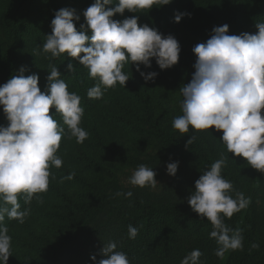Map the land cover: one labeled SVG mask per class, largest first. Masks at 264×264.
<instances>
[{
    "label": "clouds",
    "instance_id": "9594fccd",
    "mask_svg": "<svg viewBox=\"0 0 264 264\" xmlns=\"http://www.w3.org/2000/svg\"><path fill=\"white\" fill-rule=\"evenodd\" d=\"M170 3L171 0H95L83 13L87 28L82 25L80 31L74 23L80 19L75 10L61 9L56 12L51 22L52 34L46 36L42 47L49 59L47 91H41L39 76H25L24 68L0 86V107L9 122L7 127H0V264H8L12 256V237L4 224L5 218L23 224L31 209L22 208L20 201L25 205H31L33 200L43 203L40 194L47 192L50 181L56 179L51 169L63 165L58 154L62 139L75 138L83 144L89 136L81 127L82 98L69 90L51 61L66 54L87 68L89 76L96 81L87 90L89 99H101L107 89L117 84L126 88L129 76L123 69L129 62L136 65V71L146 82L152 81L158 74H145L140 66L151 68L153 59L162 70L175 66L181 53L177 39L172 35L165 37L146 24L140 26L138 16L122 22L113 17L126 11L145 13ZM112 4L116 6L106 10L105 6ZM184 15L178 13L176 22ZM256 27V34L240 35H230L227 24L214 27L206 42L193 47L195 72L190 83L180 89L182 114L173 119L172 126L181 134L213 128L222 132L220 141L228 153L245 158L253 169L264 173V22H258ZM67 67L73 75L76 73L72 63ZM57 114L63 124L55 118ZM196 139L191 135L186 147ZM227 166L228 156L221 153L195 181V191L187 200L192 211L211 223L210 239L216 241L214 254L218 258L230 250L243 249L242 230L229 227L225 219L252 203L250 197L235 191L224 177L222 170ZM177 171L178 163L167 165L169 175L175 176ZM74 176L72 172L60 182ZM155 177L153 168L141 164L126 183L155 189L158 184ZM115 195L131 198L133 192L121 191ZM128 235L135 239L138 228L129 225ZM104 245L101 253L104 258L97 262L92 257L96 264H131L116 242ZM251 248L258 249L259 244L253 243ZM202 255L199 249H194L180 264H202Z\"/></svg>",
    "mask_w": 264,
    "mask_h": 264
},
{
    "label": "trees",
    "instance_id": "16d2710c",
    "mask_svg": "<svg viewBox=\"0 0 264 264\" xmlns=\"http://www.w3.org/2000/svg\"><path fill=\"white\" fill-rule=\"evenodd\" d=\"M94 3L95 0H0V32L3 37L0 43V86L24 68L25 76H39V87L46 92L50 68L42 47L46 36L52 34L51 22L56 12L61 9L75 10L80 19L74 23L80 31L82 25L87 28L83 13ZM115 6L106 5L105 8L113 9ZM178 13L185 14L179 23L175 20ZM133 16L139 17L140 26L146 24L165 37L186 32L203 43L210 38L214 27L225 24L229 26L230 35L256 34L257 23L264 22V0H171L170 4L154 7L145 13L126 11L123 15L116 14L113 19L122 22ZM87 34L91 35L90 29ZM195 61L196 57L183 55L175 66L167 70L160 69L155 59L151 61V68L143 65L140 68L144 73L158 74L150 81L158 88L176 92L188 84L182 80L194 74ZM51 63L58 67L69 90L82 98L84 117L81 127L89 136L84 141L85 151L81 156L72 157L74 163L85 171L110 173L107 163L125 157L122 152L124 146L119 145V139L113 137L111 132L120 131L129 137L135 113H148L151 109V95L140 87V72L136 71L135 64L129 62L123 69L129 76L126 88L117 84L97 100L87 97V90L96 81L78 60L65 54ZM69 63L76 68L74 75L68 70ZM55 118L63 124L59 114ZM8 124L0 107V127H7ZM65 129L67 131L66 126ZM211 132L208 137L190 132L165 137L164 142L168 146L166 152L178 158V171L161 186L158 193L150 195L114 187L94 194L88 204L79 208L83 227L56 249L51 264H96L92 257L95 256L97 262L103 259L102 249L104 243L109 241L116 242L118 250L127 253L131 264H180L194 249L202 252V264H264V215L256 214L251 204L232 218L225 219L229 227L242 230L243 249L230 250L223 258H218L214 254L216 241L210 239L213 230L211 223L192 211L187 203L195 191V181L220 158L221 153L228 156V166L222 170V174L233 184L235 191L241 192L233 173H238V169L241 170L240 175L251 184L264 188V173L253 169L245 158L228 153L220 141L222 132L214 128ZM191 135L197 139L187 148ZM78 144L75 138L62 139L58 154H68ZM121 191H132L133 196L125 198L115 195ZM20 203L22 208L30 207L31 212L37 205L36 200L31 205H25L23 200ZM4 224L9 233L20 225L7 217ZM129 225L138 228L135 239L129 238ZM253 243L259 244V248H251Z\"/></svg>",
    "mask_w": 264,
    "mask_h": 264
},
{
    "label": "rangeland",
    "instance_id": "374dc122",
    "mask_svg": "<svg viewBox=\"0 0 264 264\" xmlns=\"http://www.w3.org/2000/svg\"><path fill=\"white\" fill-rule=\"evenodd\" d=\"M181 46L180 57L183 55L196 57L192 49L202 43L189 33L173 34ZM3 40L0 32V43ZM195 71V70H194ZM147 74V73H145ZM192 74V73H191ZM192 78V76H191ZM191 78H184L182 82L189 83ZM142 91L151 95L152 105L148 113L137 111L131 122L132 132L126 137L120 131L114 130L111 135L119 139L125 153L123 160H112L107 163L109 172L103 174L85 171L77 166L72 157L81 156L85 145L78 144L61 156L63 165L52 173L56 176L51 180L47 192L42 193L43 203H37L31 214L20 225L9 233L12 237V248L8 264H51L58 249L66 239L73 238L83 227L80 215L81 207L89 203L97 192L114 187L132 191L146 192L150 195L158 193L161 186L171 179L167 172L169 163H178V158L167 153L166 136H177L179 131L172 126L173 119L181 115L183 100L180 90L165 91L150 81L139 78ZM190 133L208 137L210 130ZM109 133V132H108ZM121 140V141H120ZM141 164L153 168L156 173L157 187H132L126 181L132 172ZM243 169V168H241ZM75 172L71 180L61 183V178ZM68 173V174H67ZM238 189L252 200V209L258 215H264V188L251 184L242 175L233 172ZM239 174V177L237 176Z\"/></svg>",
    "mask_w": 264,
    "mask_h": 264
}]
</instances>
